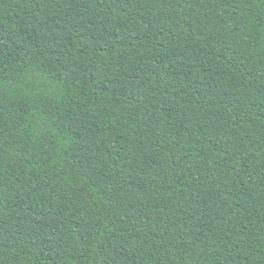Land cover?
Returning a JSON list of instances; mask_svg holds the SVG:
<instances>
[{"label":"trees","instance_id":"16d2710c","mask_svg":"<svg viewBox=\"0 0 264 264\" xmlns=\"http://www.w3.org/2000/svg\"><path fill=\"white\" fill-rule=\"evenodd\" d=\"M0 264H264V0H0Z\"/></svg>","mask_w":264,"mask_h":264}]
</instances>
